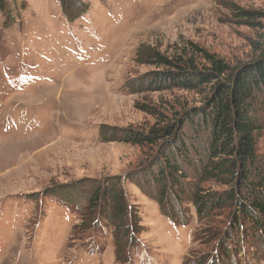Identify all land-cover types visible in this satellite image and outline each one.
Masks as SVG:
<instances>
[{
  "label": "rangeland",
  "instance_id": "1",
  "mask_svg": "<svg viewBox=\"0 0 264 264\" xmlns=\"http://www.w3.org/2000/svg\"><path fill=\"white\" fill-rule=\"evenodd\" d=\"M240 9L264 12V0H0V264H264V232L245 237L227 207L198 216L169 194L184 223L163 214L148 171L156 145L117 140L205 96L149 87L154 67L135 59L139 46L247 62L264 18L248 23ZM256 104L264 154V95ZM197 136L188 122L183 137ZM116 178L132 224L102 201L89 209Z\"/></svg>",
  "mask_w": 264,
  "mask_h": 264
},
{
  "label": "trees",
  "instance_id": "2",
  "mask_svg": "<svg viewBox=\"0 0 264 264\" xmlns=\"http://www.w3.org/2000/svg\"><path fill=\"white\" fill-rule=\"evenodd\" d=\"M85 11L78 9L76 14ZM237 15L252 24L264 18V12L257 9H240ZM252 49L250 60L233 66L195 45L191 54L182 51L166 55L144 45L136 50L137 61L154 67L148 72L149 87L205 92L201 105L184 109L175 118L160 114L162 119L147 130L126 128L117 137L138 146L156 145L155 170L153 165L148 170L161 189L155 199L162 213L176 223L184 221L166 204L169 194L174 200L191 202L198 216L224 207L231 209L232 225L245 237L264 232V154L257 146L263 122L256 107L264 95V31ZM199 59L206 65L200 66ZM188 122L197 128L196 142L183 137ZM208 182L225 189L208 190L203 186ZM100 201L117 223L132 222L119 178L96 189L87 200L89 209Z\"/></svg>",
  "mask_w": 264,
  "mask_h": 264
}]
</instances>
